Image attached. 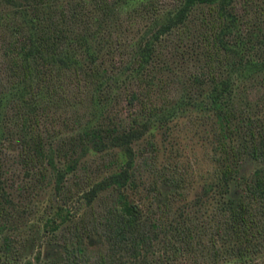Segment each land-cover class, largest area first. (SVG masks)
Returning <instances> with one entry per match:
<instances>
[{
  "label": "trees",
  "instance_id": "obj_1",
  "mask_svg": "<svg viewBox=\"0 0 264 264\" xmlns=\"http://www.w3.org/2000/svg\"><path fill=\"white\" fill-rule=\"evenodd\" d=\"M0 264H264V0H0Z\"/></svg>",
  "mask_w": 264,
  "mask_h": 264
}]
</instances>
